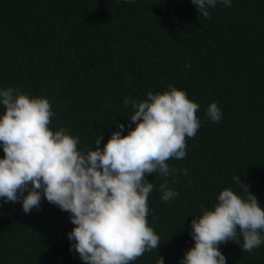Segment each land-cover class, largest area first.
Listing matches in <instances>:
<instances>
[{
	"label": "trees",
	"instance_id": "16d2710c",
	"mask_svg": "<svg viewBox=\"0 0 264 264\" xmlns=\"http://www.w3.org/2000/svg\"><path fill=\"white\" fill-rule=\"evenodd\" d=\"M209 12L197 13L191 0H0V87L46 97L49 128L78 136V150H95L101 135L103 148L116 124L127 135L125 98L143 101L173 85L199 104L187 155L166 160L174 176L146 174L154 185L146 219L161 245L131 264H158L159 256L179 264L196 215L225 188L246 195L236 175L264 208V0ZM212 102L223 113L218 123L206 115ZM165 182L179 193L167 202ZM69 215L43 198L30 213L0 199V264H83L69 251ZM220 250L227 264H264V244L247 252L229 241Z\"/></svg>",
	"mask_w": 264,
	"mask_h": 264
},
{
	"label": "clouds",
	"instance_id": "9594fccd",
	"mask_svg": "<svg viewBox=\"0 0 264 264\" xmlns=\"http://www.w3.org/2000/svg\"><path fill=\"white\" fill-rule=\"evenodd\" d=\"M191 3L210 19L209 9L231 6L232 0ZM123 103H130L133 110L126 118L127 135H122L125 124H116L119 130L103 148L101 135L95 150L85 151L77 148L78 136L65 128L55 132L49 128L54 112L46 97L0 87V106L5 109L0 114V149L5 154L0 158V199L19 202L24 213L39 209L42 198L68 212L74 225L66 234L69 251L83 264H131L146 251L159 249L160 237L146 219L154 186L146 174L174 176L176 169L166 160L183 159L186 137H194L201 126L196 116L199 104L173 85L163 93L149 91L143 101L125 98ZM206 115L218 123L223 113L212 102ZM233 179L245 185L246 195L225 188L212 208L196 215L189 232L193 246L179 264H227L221 244L234 241L247 252L264 244V208L238 175ZM160 188L165 202L179 195L167 182ZM158 264H164L163 257Z\"/></svg>",
	"mask_w": 264,
	"mask_h": 264
}]
</instances>
